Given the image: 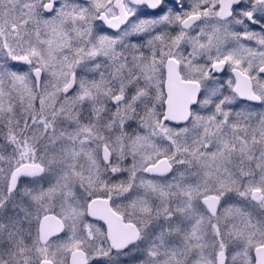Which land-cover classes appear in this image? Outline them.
<instances>
[{"label":"snow or ice","instance_id":"snow-or-ice-1","mask_svg":"<svg viewBox=\"0 0 264 264\" xmlns=\"http://www.w3.org/2000/svg\"><path fill=\"white\" fill-rule=\"evenodd\" d=\"M173 75L187 93L182 120L169 115ZM58 94L113 115L162 100L157 120L264 156V0H0V119L10 125L26 96L42 108ZM239 194L264 201V174Z\"/></svg>","mask_w":264,"mask_h":264},{"label":"rangeland","instance_id":"rangeland-1","mask_svg":"<svg viewBox=\"0 0 264 264\" xmlns=\"http://www.w3.org/2000/svg\"><path fill=\"white\" fill-rule=\"evenodd\" d=\"M149 103L155 112L137 105L136 113L121 108L113 115L112 105L97 113L92 103H73L63 94L45 98L42 108L39 96L35 102L26 96L10 125L0 119L1 157H17L43 169L38 197L65 223L62 239L52 242L46 254L35 253L34 263L46 256L66 264L72 251L81 249L89 264H121L134 256L143 257L137 264H217L222 252L226 264H249L250 259L254 264L264 206L256 208L239 194V160L224 154L223 143L199 124L180 130L161 127L156 113L164 112L163 102L150 98ZM104 148L112 155L110 165L103 160ZM162 159L175 167L169 178L145 175ZM210 196L220 199L216 219L202 204ZM98 197L109 198L113 208L140 229L137 246L112 253L102 228L86 217L89 202ZM31 204L28 198L10 215L4 213L7 229L0 228V264H27L21 243L8 252L5 237L13 240L19 220L35 215Z\"/></svg>","mask_w":264,"mask_h":264},{"label":"flooded vegetation","instance_id":"flooded-vegetation-1","mask_svg":"<svg viewBox=\"0 0 264 264\" xmlns=\"http://www.w3.org/2000/svg\"><path fill=\"white\" fill-rule=\"evenodd\" d=\"M42 85H43V77L41 79V86ZM37 91H39V90H37ZM69 94H71V93H69ZM161 122H162V120H161ZM166 125L173 127V128H177L176 126H172V125H169L167 123L164 125L161 124V127H164ZM6 143H9V142H6ZM236 144H237L236 150L233 151V150L226 148V150L223 153L224 154L226 153V155H233L234 158L236 157L239 160L235 175L238 178V182L240 183V190L243 191V189L248 184V182L253 181L254 177L256 175L261 176L262 174H264V156H261L259 154V150H258L259 146H255V147H252L250 145L249 146H243L238 141L236 142ZM253 154H255V159H249V156L253 155ZM15 158L16 159H14L13 157H5V156L1 157V154H0V228L3 225L7 229V227H6L7 223H6V219L4 218L5 217L4 213L9 211V215H10L12 210H13V207L18 208L19 203L26 202L28 198L32 199V204L30 207L32 209V212L35 213V215H33L30 218L27 217L28 220L25 219V217H24V220L23 219L19 220V225L15 229L12 228L15 231L16 236L13 240H10L8 237H5L7 239V241H9V245L7 243V247H8L7 251L11 252L14 249L13 247L16 243H21L20 251L27 255L25 258L27 261V264H43L44 262H51L52 264H55L52 260H50L49 258H46V256H45V258H43V256H42V259L38 263H34V261H35L34 254L37 252H41V253L44 252L46 254L48 247L52 242H56L57 240L62 239V237L65 234V223L59 217H57L54 213L49 212L48 207H46V204L43 201V198L38 197L40 194V189H39V186L37 184V181L40 177H42V178L44 177L43 169L37 165H33L32 163H29L28 161L18 160L17 157H15ZM110 163H111V158H110V161L107 163V165H110ZM169 163L173 169L172 173L165 178L157 177V179L161 180V179L169 178L174 173L175 167L170 161H169ZM258 164L260 165L259 168H257ZM3 165L8 166L9 168L5 167V169L4 168L2 169ZM18 182H23V183L21 184ZM42 182H43V180H42ZM29 184H30V186H28ZM9 187H12L14 189V191L9 192L8 191ZM43 188H44V192H45V187L41 186V193H43ZM212 197H215V196H210L208 198H212ZM98 198L108 200L111 204L112 209L124 219L125 223L133 224V223L128 222L121 214H119L118 211H116L113 208V205H112L111 200L109 198H107V197H98ZM215 198H217L219 200V206H218L216 215L210 214L211 217L214 219H216L218 217L217 216L218 210H219V207L221 204L220 199L218 197H215ZM94 199H96V198H94ZM94 199H92V200H94ZM245 200H248L256 208L264 206V201L257 203V202H254L250 198H247V197L244 198V201ZM256 211H259V209L258 210L256 209ZM261 212H264V209H261ZM50 215L59 219L63 223L64 229H63V232L61 234L52 236L46 242H43V240L41 238V234H40L42 222L47 216H50ZM86 217L91 223L97 224L102 228V231L104 232L105 238L107 241V231H106V228L103 225V223L90 220L87 216V210H86ZM2 218H4L5 221H3ZM261 220H262L261 225H260V227H258L259 229L257 231V234H255L256 238L261 239V240H257V241H259V242H257V244H259L260 242H264V239L262 238V235L264 234V217H262ZM133 225H135V224H133ZM139 231H140V229H139ZM140 234H141V231H140ZM107 244L109 246L108 241H107ZM109 248H110V246H109ZM130 249L131 248H129L127 251H129ZM110 250L112 251L111 248H110ZM78 251L84 252L81 249L73 250L72 253L69 255V258L67 259L66 264H69L71 255L75 252H78ZM127 251H125V252H127ZM254 251H255V249H254ZM254 251H253V263L255 264ZM17 253H20V252H17ZM222 253H224V252H222ZM222 253H220V254H222ZM85 254H86L87 259H88L87 253H85ZM0 255H1V253H0ZM88 262H89V259H88ZM0 263H3L1 258H0Z\"/></svg>","mask_w":264,"mask_h":264},{"label":"water","instance_id":"water-1","mask_svg":"<svg viewBox=\"0 0 264 264\" xmlns=\"http://www.w3.org/2000/svg\"><path fill=\"white\" fill-rule=\"evenodd\" d=\"M169 92L172 100L169 107V115L176 120H182L185 113L184 100L186 98V89L184 86L176 82L175 76L168 82ZM170 124L162 120L161 124ZM172 126H176L170 124ZM177 127V126H176ZM103 160L108 163L111 158V153L104 148L102 151ZM172 167L168 160L162 159L157 164L148 167L145 174L149 177L165 178L172 173ZM202 204L212 214L216 215L219 206L217 198H208L202 201ZM87 216L89 219L99 221L104 224L107 230V240L110 248L114 252L117 248H123L126 244L129 248L136 245L141 238L139 229L133 225L125 223L124 219L118 215L111 207L110 202L106 199H95L90 202L87 208ZM63 223L56 217L47 216L41 226V238L46 242L52 236L61 234L63 232ZM128 248V249H129ZM256 256V253H254ZM227 258L224 253L217 258V264H226ZM261 262L264 264V250L261 252ZM43 264H52L51 262H44ZM69 264H88L87 256L84 252L78 251L71 255Z\"/></svg>","mask_w":264,"mask_h":264},{"label":"bare ground","instance_id":"bare-ground-1","mask_svg":"<svg viewBox=\"0 0 264 264\" xmlns=\"http://www.w3.org/2000/svg\"><path fill=\"white\" fill-rule=\"evenodd\" d=\"M140 242V241H139Z\"/></svg>","mask_w":264,"mask_h":264}]
</instances>
